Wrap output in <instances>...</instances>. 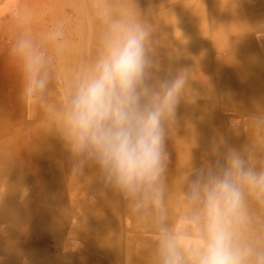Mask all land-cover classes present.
<instances>
[{
    "label": "crops",
    "instance_id": "obj_1",
    "mask_svg": "<svg viewBox=\"0 0 264 264\" xmlns=\"http://www.w3.org/2000/svg\"><path fill=\"white\" fill-rule=\"evenodd\" d=\"M108 1L63 0V3L54 5L32 0L34 6L26 2L18 3V6H9L8 3L0 6V158L5 157L7 163L16 167L12 174L27 183L24 190L30 192L29 200L32 201L22 223L8 233L0 227V264H156L155 225L151 213L141 217L132 214L123 199L100 182L94 168L86 169L79 177L70 176L69 155L62 140L55 134L43 132L40 125L41 120L55 122L60 118L62 101L65 103L70 92L66 85H74L95 62L101 49V38L108 27V16L116 19L139 13L155 26L151 54L158 67L152 69L153 74L163 75L168 70L179 69L192 71L188 90L177 106V121L170 129L169 141L166 139L167 171H177V178L167 179L165 189L164 205L170 226L187 211L183 198L187 190L185 174L190 168H199L215 159L213 149L218 147L217 139L222 141V147H218L220 151L227 147L244 150L253 165L264 164V131L250 125V117L264 112V107L258 103L249 107L238 104L240 101L235 103L232 88L236 83L234 70L237 68L224 61L227 54L213 45H206L202 51L190 40L192 37L187 39L181 34L184 29H193L190 19L173 22L170 28L163 24L166 10L180 9L181 14H176L185 16L186 7L199 6L179 5L175 9V6L149 3L145 6L106 7ZM36 5L48 6L50 13L39 11L41 9ZM66 6L75 12L80 28L78 38L69 45L66 38L50 39L49 34L55 29L48 32L46 29L49 23L51 26L58 22ZM19 9L23 14L18 17L10 15ZM34 13H37V19ZM21 36L30 37L46 54V68L51 77L44 93L48 112L35 109L30 112L19 103L20 76L8 51ZM172 58H179L180 62L194 61L184 66L179 60L172 64ZM220 58L223 64L218 65ZM204 93L212 98L203 100ZM218 95L225 114L218 112ZM192 135H198V138ZM41 142L44 146L40 145ZM17 203L22 204L20 200ZM78 206L82 215L71 225L72 234H77L79 241H71L69 247L62 242L66 246L57 248ZM249 207L264 224V207L251 201ZM122 214L126 217L124 227L120 224ZM91 222L96 225V234L85 229ZM96 240H100L99 245ZM7 249L12 250L11 255L5 253Z\"/></svg>",
    "mask_w": 264,
    "mask_h": 264
},
{
    "label": "clouds",
    "instance_id": "obj_2",
    "mask_svg": "<svg viewBox=\"0 0 264 264\" xmlns=\"http://www.w3.org/2000/svg\"><path fill=\"white\" fill-rule=\"evenodd\" d=\"M106 22L100 52L66 96L60 118L40 121L43 132L62 140L70 176L94 168L132 214L151 213L156 264H264V224L249 207L250 201L264 207V164L253 165L244 150L217 147L214 160L190 168L187 211L168 224L166 139L192 71L153 74L155 26L139 13ZM62 36V26L49 34ZM8 55L20 76L19 103L30 112H48L45 53L21 36ZM250 125L264 131V112L252 115Z\"/></svg>",
    "mask_w": 264,
    "mask_h": 264
},
{
    "label": "bare ground",
    "instance_id": "obj_3",
    "mask_svg": "<svg viewBox=\"0 0 264 264\" xmlns=\"http://www.w3.org/2000/svg\"><path fill=\"white\" fill-rule=\"evenodd\" d=\"M109 2L114 1L110 0ZM115 2L118 3V5L116 6H122L126 3L128 4L127 0H116ZM236 2L240 4H237ZM178 4L180 6H199L198 8H191V10L189 9V7H186L184 9L185 16L180 15L179 21L183 22L190 19L192 20V22L198 25L199 32L197 35L200 38L194 36L195 40H191L196 42L197 45H199L203 49L202 51H204V47L206 46V44L204 43V38L210 37L213 43L212 45L215 46L227 45L226 43L231 42L232 39L238 38L239 35L246 29L247 25H245V22L247 20L246 16L248 11H264V0H176V4H170V6H175L174 8L176 9V6H179ZM208 4H214V6H211L213 8V13L208 12ZM193 10H198L197 14H192L191 11ZM169 12H173L172 9L169 10ZM172 14L170 13V16H172ZM203 22H209V25H211V32L208 35H203ZM253 22L255 23L254 25L252 24V30L255 35L254 38L252 37L251 39L252 42H250L252 43L253 47L251 49H249L248 47L247 49L248 44L247 42H244L237 47L225 51L224 53L227 55L224 57V61L227 62V64L231 62L228 65H232L234 69L237 68V71L234 70L236 74L234 75V77L236 78V83L234 82L235 84L232 88L234 100L240 101V103L238 104H242L247 107H249V105L252 103L262 104V106L264 107V62H262L260 58L264 54V15L255 18V21ZM247 29H249L248 26ZM188 60H191L192 63L194 61V59ZM217 61L219 64L220 62L221 64H223V59L221 60L220 58ZM189 114L192 113L190 112ZM40 145L44 146L43 142H41ZM7 161L8 160H6L5 157L2 159L0 158V177L9 176V174L14 170V166H11L9 163H7ZM174 172L167 173L168 180L171 181V179L173 180L177 178V173ZM8 183H10V181H8ZM6 190H8V192L0 196V227H2L3 230H7L8 227H10L9 225L13 223L12 219H14V209L9 207V202L7 203L6 207L3 206V203L5 204L7 198L10 199V196L13 197L16 194L15 186H0L1 193L2 191Z\"/></svg>",
    "mask_w": 264,
    "mask_h": 264
},
{
    "label": "rangeland",
    "instance_id": "obj_4",
    "mask_svg": "<svg viewBox=\"0 0 264 264\" xmlns=\"http://www.w3.org/2000/svg\"><path fill=\"white\" fill-rule=\"evenodd\" d=\"M41 1H47V2L53 3L54 5H58L60 3H63V0H41ZM70 1L73 2V0H67V2H70ZM127 1H128V4L126 2H125L126 4H124L126 6H145V5L149 4V3H153L152 5H156V6H170V4H172V5L173 4H176V0H140V1L139 0H127ZM23 2H26V4H29L31 6H34V5H32V0H0V6L1 5H4L6 3H8L9 6H18V3L19 4L20 3L23 4ZM238 2H236V3L237 4H240ZM41 5H44V4H41ZM116 5H118V3H116L115 1L114 2H109L108 1L107 4H106V7L107 6H116ZM124 5H122V6H124ZM207 6H208V12L209 13H213V8L211 6H214V4L213 5H209L208 4ZM35 7L36 8H40L41 10H39V11H42L43 13L45 12L47 15L50 13V9H48V6H42L41 7V6H37L36 5ZM189 9L191 10V8H189ZM180 11H181L180 9H179V11L177 10V11H173V12H169V10H166L165 11L166 12V15L164 17L163 24L166 27L170 28L173 22L179 21L180 14L177 15L176 13L177 12L180 13ZM197 11L198 10H193V11H191V13L192 14H197ZM170 13L171 14L173 13L172 16H170ZM21 14H23V11L20 10V9L19 10H14L13 12H10V15H12V16L14 15V17H18ZM174 14H176V17H174ZM34 15H35V17L37 19L38 18L37 13H34ZM263 15H264V11H248L247 12V16H246V19L247 20L245 22V25H247L249 27V29H247V26H246V29L243 31V33H241L238 38L232 39L231 42L226 43L227 45H218V46L217 45L216 46L213 45V46L217 47L218 50H221L222 53H224L225 51H228V50H230V49H232L234 47L239 46L240 44H242L244 42H247V44H248L247 45V49H248V47H249V49H251L253 47V45L250 42H252L251 39H252V37L254 38V35H255L254 32H253V30H252L253 25L255 23L253 21H255V18L261 17ZM0 19H1V14H0ZM209 24H210L209 22H203V29H202L203 30V35L210 34V32H211V25H209ZM61 26H62V31H63L62 38H66L68 40L66 43H68V45H69V43L71 41H73V42L76 41V39L79 36V29L80 28H79L78 18L75 15V12H73L69 8V6H66V9H65L64 13L62 15H60V17H59L58 22L56 24H54V25H51V26H50V23H49L46 26V29H47V32H48V31H50V29H55L56 30L58 27H61ZM1 31H2V29L0 30V32ZM198 32H199V27H198V25L196 23L193 22V29H191V30H185L184 29L183 32H181V34H183L187 39L189 37L190 38L192 37V39L195 40V37L194 36H197L198 38H200L197 35ZM202 37H204V36H202ZM206 39H208V41H206ZM194 43H196V42H194ZM204 43L207 46H210V45L213 44L212 41H211V39H210V37L204 38ZM40 50L43 51L41 48H40ZM208 51H209V49H208ZM263 55L261 57L259 56L261 58V61L262 62H264ZM178 60H179V58L178 59L177 58H172L170 61H171L172 64H174L175 62H178ZM179 62H180V60H179ZM181 62H184L183 63L184 66L185 65L193 64L191 62V60H188V59L182 60ZM217 63H218V61H217ZM72 87H73V85H66V90L68 89L67 91H70L72 89ZM204 95L205 96L202 99L205 100V101L207 100V98H212L207 93H204ZM237 102L238 101H236L235 103L237 104ZM62 104H63V106H62V109H63V107H64L63 101H62ZM216 105H217L218 110L220 108V111H218L220 114H222V113L225 114L226 113V112H224L225 111V108L222 105L220 95L217 96V103H216ZM214 120H216V118L215 119L213 118V121ZM170 135H171V133L168 136H170ZM192 137H193V135H192ZM193 138H198V135H196V137H193ZM167 140H168V138H167ZM216 142L218 143V147L219 146L222 147V141H220V139L219 140L217 139ZM197 158H199V153H197ZM195 163H196V160H195ZM14 168H16V167L14 166ZM14 171H16V170H14ZM12 172L9 174V176L0 177V186H2V187H3V185H5L7 187L15 186V190H16V194L13 197H11L9 195L10 196V199L7 198L5 204L3 203V206L6 207L7 203L9 202V207H11V208L14 209L13 210L14 211V219H12V222L13 223L9 225L10 227L7 226L8 227L7 230H2L3 232H7V233L9 231H11V229L13 227H16V225H18V224H20V223L23 222V220H24V213L26 212V209L28 208L29 205H32L31 199L29 200V197L31 196L29 194L30 192H27V191L25 192V190H24V189H27L26 186H25V185H27V183L24 182V180H22L21 178H16L15 175L12 174ZM173 172L174 173H177V171L176 170H173V169H169V171H167V173H173ZM8 181H10V183H8ZM7 192H8V190L2 191V193L0 192V196L2 194L7 193ZM18 200H20L23 205L22 204H18L17 203ZM81 215H82V210H81L80 206H78V207H76V210H75V212H74V214L72 216V219L70 220V224H68V226L64 229L65 230V234L63 236V239H60V242L58 243L57 248H61V247H64L66 245H67V247H69L70 244H71L70 243L71 241H73V242L74 241L75 242H78L79 241L77 234H75V235L72 234L74 230L72 229L73 228L72 227L73 225H71V222L73 224L74 223V220L76 221L78 219L77 217H80ZM120 219H121L120 224L122 225V227H124L126 225L125 224V222H126L125 215L122 214ZM95 227H96V225L93 224V222H91V223H89L88 227L87 226L85 227V229L87 231H91L93 234H96L97 233L96 232L97 229ZM1 229H2V227H1ZM62 242H66V245H63ZM95 242L97 243L96 245H99L100 240L99 241L96 240ZM5 253L8 254V255H11L12 254V250L9 249ZM2 263L3 264H7V263H4V262H2Z\"/></svg>",
    "mask_w": 264,
    "mask_h": 264
}]
</instances>
